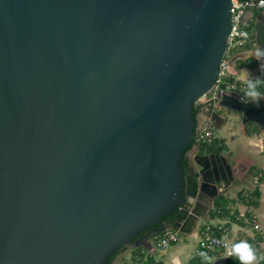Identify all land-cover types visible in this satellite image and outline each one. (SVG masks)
<instances>
[{"label": "water", "instance_id": "water-1", "mask_svg": "<svg viewBox=\"0 0 264 264\" xmlns=\"http://www.w3.org/2000/svg\"><path fill=\"white\" fill-rule=\"evenodd\" d=\"M232 6L0 0V264H105L204 218L206 195L233 177L225 157L198 153L194 109L220 72ZM256 28L264 48L263 14ZM220 107L264 129V102L225 93Z\"/></svg>", "mask_w": 264, "mask_h": 264}, {"label": "crops", "instance_id": "crops-1", "mask_svg": "<svg viewBox=\"0 0 264 264\" xmlns=\"http://www.w3.org/2000/svg\"><path fill=\"white\" fill-rule=\"evenodd\" d=\"M261 14L259 11L247 12L246 18L250 22L253 41L239 54H243L247 58L238 59L231 66L230 71L234 79L254 80L256 83L249 86V89L254 88L252 90L253 94L248 96L254 99L255 94L259 93L258 100L264 102V55H259L257 52L258 49L263 51L264 48L258 41L256 28L257 17ZM253 124L252 126L254 127L250 128L252 130L251 135L264 136V129L255 123ZM247 126L248 124L246 126L242 125L244 136L250 135V133L246 132ZM218 141L219 145L224 148L221 152H217L215 149H202V152H200L198 149V153H214L225 157L228 165L232 168L233 180L228 187L220 190L218 196L211 197L206 195L209 209L204 211V218L199 220L190 232L181 233L185 243L180 244L179 241L173 243L172 249L168 248L169 246L164 248L163 255L168 256V259L157 258L158 264H194L195 257L200 255L197 250L201 240L200 230L202 224L209 221L218 227H223V235L231 242L238 244L244 241L249 244L256 255V259L252 264H264V159L260 156L264 154L262 150L264 138H260L256 142L257 150L250 149L242 154H234L225 138H219ZM250 174L251 176L253 175V183L245 185L251 179ZM232 189L236 190L235 194L231 193ZM220 199H222L221 202L227 209L219 207L218 201ZM246 210H251L256 215L257 223L261 226L259 229L252 222L237 219L236 216ZM194 238L197 239V244L192 250V240ZM155 250L157 249L153 246L141 247L136 253L142 254V252H146L150 256H155ZM203 254H206L209 264H241L238 254L229 256L222 251H205Z\"/></svg>", "mask_w": 264, "mask_h": 264}, {"label": "built area", "instance_id": "built-area-1", "mask_svg": "<svg viewBox=\"0 0 264 264\" xmlns=\"http://www.w3.org/2000/svg\"><path fill=\"white\" fill-rule=\"evenodd\" d=\"M248 11H259L264 15V0H233L231 8L233 28L229 38V45L225 57L220 65V72L212 89L203 96L196 104L199 107L198 125L196 127V138L193 144L199 149L202 146H213L218 140L217 127L215 121L207 114L209 108L220 107L222 94L238 93L241 100L249 99L246 95L249 86L255 84L254 80L234 79L231 74V60L238 56L253 41V33L250 22L246 18ZM264 151V142L262 143ZM237 219L246 222H252L257 229L261 226L257 223V217L251 210L240 212ZM219 229V230H218ZM223 227H218L212 222H203L201 240L197 250L198 254L207 251H222L229 256H233V246L231 242L223 235ZM223 230V231H222ZM180 232L173 227H168L158 238L157 250H161L170 244L177 243L180 240Z\"/></svg>", "mask_w": 264, "mask_h": 264}, {"label": "rangeland", "instance_id": "rangeland-1", "mask_svg": "<svg viewBox=\"0 0 264 264\" xmlns=\"http://www.w3.org/2000/svg\"><path fill=\"white\" fill-rule=\"evenodd\" d=\"M249 99H251V97H249ZM216 112L219 114V116L224 119V124L222 125L221 128L217 129V135L219 138H225L228 146L230 147V149H232L234 151V154H242L244 153V151H248L250 149L253 150H257L256 148V142L259 141L260 138H264V136H259V135H243V129H242V121H243V115L235 110L232 109H228L225 107H217L216 108ZM253 123H249V127L253 128L254 126ZM245 131V130H244ZM251 142H253V144H251ZM202 147H199V151L202 152ZM262 157V159H264V154L260 155ZM252 174V173H251ZM250 174V180L247 181V183L245 185H250L253 183V175L251 176ZM236 189V188H235ZM234 189H232V194H235ZM242 208V207H241ZM182 237V238H181ZM158 238H153L151 240V244L153 247H157L158 244ZM180 244L181 243H185V240L182 236V234H180ZM192 244H193V249L194 250V246L197 244V239H193L192 240ZM174 244H170L168 248L172 249ZM139 249V248H138ZM137 248H135L134 250H132V252H127L125 254L124 259L128 262V264H158V259H164L167 260L168 256H164L163 255V249L161 250H155L154 254L155 256H150L149 253L146 252H142V254H137ZM152 253V255H154Z\"/></svg>", "mask_w": 264, "mask_h": 264}, {"label": "trees", "instance_id": "trees-1", "mask_svg": "<svg viewBox=\"0 0 264 264\" xmlns=\"http://www.w3.org/2000/svg\"><path fill=\"white\" fill-rule=\"evenodd\" d=\"M199 107H197V105H195V109H194V118L195 120L197 121V116H198V113H199ZM246 132L247 133H252V130L250 129L249 126L246 127ZM193 147V145L185 151V153L183 154L182 156V159H181V164L184 165V167L186 168L188 166V158H187V152ZM203 149H215L217 152H221L224 148L222 146L219 145V141H217L213 146H210V147H207V146H202ZM222 199H220L218 201V204H219V207H224L223 204H222ZM179 208H180V205H178L174 211H172L171 213H169V215H166V216H169L167 218V222H169L170 225L173 224L174 220L176 219V216L179 212ZM224 209H227L224 207ZM223 210V209H222ZM166 216L162 217L161 220H165ZM207 257H206V254H202V255H198L197 257H195L193 263L194 264H209L208 261H207Z\"/></svg>", "mask_w": 264, "mask_h": 264}, {"label": "clouds", "instance_id": "clouds-1", "mask_svg": "<svg viewBox=\"0 0 264 264\" xmlns=\"http://www.w3.org/2000/svg\"><path fill=\"white\" fill-rule=\"evenodd\" d=\"M259 55H264V51L257 50ZM252 90L254 88H250L246 91V95L252 96ZM259 93L255 94L254 102L258 103ZM233 252L238 254L241 264H252V262L256 259V255L252 250L251 246L244 241H241L238 244L233 246Z\"/></svg>", "mask_w": 264, "mask_h": 264}, {"label": "flooded vegetation", "instance_id": "flooded-vegetation-1", "mask_svg": "<svg viewBox=\"0 0 264 264\" xmlns=\"http://www.w3.org/2000/svg\"><path fill=\"white\" fill-rule=\"evenodd\" d=\"M248 125H249V123H248ZM167 215H169V214H167ZM168 217L169 216H166L165 220H162L163 224L166 225V226H169L170 225L169 222H167V218ZM150 229H147V230L143 231L137 238H135L133 240V245H135V243L138 240V238H140L141 236H143V234H145L146 232H148ZM134 248L135 247H133L130 252H132V250H134ZM124 249H125V247H121V248L117 249L116 251H114L109 256V259L106 261L105 264H128V262L127 261L125 262V259H124L125 254H126V252L123 253L124 252Z\"/></svg>", "mask_w": 264, "mask_h": 264}]
</instances>
